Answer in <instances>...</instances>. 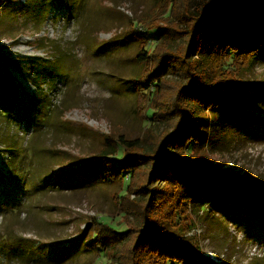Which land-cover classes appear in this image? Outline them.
I'll use <instances>...</instances> for the list:
<instances>
[{
	"label": "rangeland",
	"instance_id": "1",
	"mask_svg": "<svg viewBox=\"0 0 264 264\" xmlns=\"http://www.w3.org/2000/svg\"><path fill=\"white\" fill-rule=\"evenodd\" d=\"M44 1L0 0V103L13 93L12 81L21 104L31 107L33 98H42L19 115L0 107V173L8 175L9 167L17 171L12 187L19 200L16 209L0 211V236L8 229L10 237L27 238L39 249L23 257L5 244L0 264H104L95 252L80 250L81 238L94 219L121 228L124 220L113 199L120 188L81 170L108 139L114 143L144 133L131 83L143 67L135 59L137 42L125 34L143 28L136 21L148 17L153 1L84 0L75 11L81 17L70 21L63 5L70 0H47V8ZM257 5L262 11L253 21L264 26V4ZM258 34L263 35L260 28ZM46 60L62 63L40 74L37 64ZM237 86L228 93L230 101L203 116L199 131L200 162L227 173L215 181L228 186L229 196L188 218L195 226L184 240L206 264H264V210L259 209L264 203L248 211L240 196L243 186H229L244 180L251 187L249 198L263 193L252 184L264 183V49ZM12 133L16 148L9 157ZM121 157L122 149L113 156Z\"/></svg>",
	"mask_w": 264,
	"mask_h": 264
},
{
	"label": "trees",
	"instance_id": "2",
	"mask_svg": "<svg viewBox=\"0 0 264 264\" xmlns=\"http://www.w3.org/2000/svg\"><path fill=\"white\" fill-rule=\"evenodd\" d=\"M46 1L45 8L49 5ZM152 1L148 17L135 20L143 28L125 34L137 42L135 59L143 67L131 83L136 108L146 124L144 133L135 138L120 136L114 143L107 138V147L93 155L81 170L119 186L113 199L124 221L119 228L106 220H91L80 250L95 252L104 264H206L203 254L184 240L183 235L195 226L191 218L188 223V218L206 203L226 202L229 196L225 191L228 186L219 182L227 173L200 162L203 136L199 131L203 116L230 101L229 91L237 88L238 79L259 61L264 49V26L253 19L262 11L257 4H264V0ZM84 4V0L64 2L72 17L67 21L79 19L81 15L75 11ZM259 28L263 35L258 34ZM61 63L46 60L37 64V70L40 74L54 71ZM10 85L13 93L0 103L5 112L22 114L24 107L32 110L42 99L33 98V106H25L14 93L15 83ZM7 141L6 147H13L6 152L13 157V133ZM120 149L122 157L114 159ZM8 169V175L0 173V211L16 209L19 203L12 187L18 173ZM217 178L219 181H215ZM243 181L229 186L241 189L242 185L240 196L246 209L254 211L255 204L264 203V183L254 181L253 187L263 193L249 198L251 187ZM262 207L259 209L264 210ZM8 212L10 217L14 215ZM7 230L0 236V241L5 240L0 246L6 244L8 252L20 250L18 256L24 257L39 251L34 242L10 237ZM258 263L263 264L260 260Z\"/></svg>",
	"mask_w": 264,
	"mask_h": 264
}]
</instances>
